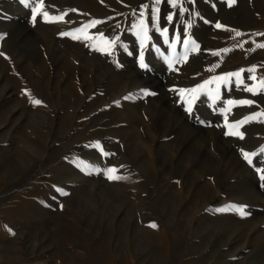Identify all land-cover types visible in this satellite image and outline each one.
I'll return each mask as SVG.
<instances>
[{"label":"rangeland","instance_id":"1","mask_svg":"<svg viewBox=\"0 0 264 264\" xmlns=\"http://www.w3.org/2000/svg\"><path fill=\"white\" fill-rule=\"evenodd\" d=\"M42 5L0 0V264H264V0Z\"/></svg>","mask_w":264,"mask_h":264},{"label":"snow or ice","instance_id":"2","mask_svg":"<svg viewBox=\"0 0 264 264\" xmlns=\"http://www.w3.org/2000/svg\"><path fill=\"white\" fill-rule=\"evenodd\" d=\"M22 2L25 3V4H28V3H29V0H22ZM160 2H161V0H155V4H156V5H159ZM167 2L170 3L173 7H177V0H167ZM235 2H236V0H228L229 6H231V5L234 4ZM42 6H43V5H42V0H41V7H42ZM180 6L182 7V4H181ZM148 7H149L148 5H143V8H148ZM183 10H184V11H187V9H183ZM38 11H39V9H36V8L33 9V13H34V15H33V21H35V18H36L35 14H36ZM158 13H159V8H158V7L154 8V9H153V12H152L153 27H156L155 21L158 19V16H157ZM43 15H44L45 18L48 17V13H47V12H44ZM197 15H199V14L197 13ZM53 19H63V15H61L60 17H54ZM166 20H167V21H172V20H173V15H172V14L167 15ZM97 23H99V21H93V22H91L90 25H86L85 28L90 27V26H95V24H97ZM136 27H138V28L141 29V31L137 32V35L140 36L141 47L143 48V46H144L146 40L149 39V37H148V28L145 26V21H144L143 19L140 20L139 24H138ZM191 27H192V25H191V24H188V28H191ZM215 27H216V28H222V27H224V26L221 25V24H219V23H216ZM76 31H77V32H83L84 29H77ZM156 31H162V34H164V35H166L167 32H168L167 28H164V29L161 30V29L158 28V27H156ZM62 35H66V36H70V35H71V36H73L74 39H80V38H81L80 36H75V35H73L72 33H62ZM102 35H103V34H101V36H102ZM236 35L239 36V35H241V33L237 32ZM259 35H264V33H261V34H259ZM83 38H84V39H90V37H88L87 35H84ZM117 40H119V37H115V38H113V39H111V40H107V43H108L109 45H111V46H115ZM177 40H179V37H177ZM166 42H167V41H166ZM184 43L187 44V43H189V41H188V40H185ZM192 43H193V51H197V50H199V45H198V44H195L194 41H192ZM171 46H172L173 48L176 47L175 43H173ZM258 46H259V47H264V44H261V45H258ZM100 50H101V51H105V52H109V53H110L111 48H104V49H100ZM223 51L227 52V51H229V49H224ZM143 55H144V54H143V51H141V53H140V62H141V63H140V66H141V67H147V65L144 64V62H143ZM217 55H218V53H217ZM249 71H254V69H250ZM228 75H229V76H231V75H237V76H238L239 74L237 73V74H228ZM251 78H252V79H255V77H251ZM214 79H216V80H225V77H215ZM210 82H211V81H206L205 83L207 84V83H210ZM240 82L242 83V81H240ZM262 83H264V81H262ZM198 87L202 88L203 85L198 86ZM247 90H248V91H252L253 89H252L251 87H249ZM186 91H189V90H184V89H181V90H180L181 94H183V93L186 92ZM191 91H192V92H196V89H192ZM147 94H148V93H145V95H147ZM193 99H194V97H193ZM32 103L35 104V105H39V104L42 103V101L39 100V99H34V100L32 101ZM227 103H228L229 105H231V104H233V103L252 104V103H254V102L251 101V100H242V101H235V102L229 100ZM188 105H189V106H188V108H187V111H188V112H192V100H189V101H188ZM222 111H223V109H222ZM256 115H257V116H259V115H264V112L257 113ZM252 118H255V116H254V117H250L249 119H252ZM244 122H247V121H244ZM238 123H240V122H238ZM229 127H231V126H229ZM228 134L238 135V136H240L241 138H243V134L240 133V132H234V133H228ZM93 146H94V147H97V148H100V150L103 151L102 147L99 145L98 142H97L96 145H93ZM262 151H264V150H262ZM104 154H105V155H108V153H104ZM243 155H244L245 160H247L249 164H252L253 161H252L251 157L254 156V155H256V154H255V153L243 152ZM96 171H99V169H96ZM116 171H117V170L114 169V168H110V169L107 170V173H108V176H109L110 179L116 180V179H122V178H123V177H120V176L115 175V172H116ZM257 171H258V172H261V173H264V169H261V168H257ZM262 178H264V176H262ZM58 191H62V190H61V189H58ZM64 194H66V193H64ZM234 210H235L236 212H238L239 215H240L241 217L246 216V215L249 214L248 212L245 211V206H238V207H237V206H234ZM220 211H224V209H220ZM151 226L154 227V228L157 227V225H155V224H152Z\"/></svg>","mask_w":264,"mask_h":264}]
</instances>
